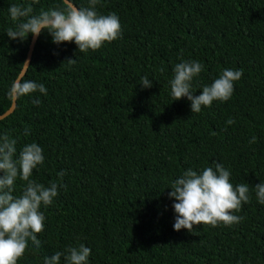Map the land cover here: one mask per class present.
Instances as JSON below:
<instances>
[{
  "label": "trees",
  "instance_id": "1",
  "mask_svg": "<svg viewBox=\"0 0 264 264\" xmlns=\"http://www.w3.org/2000/svg\"><path fill=\"white\" fill-rule=\"evenodd\" d=\"M10 3L32 6L33 14L65 6L0 0V116L13 105L7 92L33 40L6 35ZM98 10L119 16L123 38L83 54L42 33L23 79L45 84L48 95L17 99L0 121V135L16 138L18 153L24 144L42 146L45 166L33 179L64 185L41 209V247L19 264H42L45 255L81 243L92 249L90 264H264V205L254 192L264 181V0H102ZM181 59L204 64L201 84L223 69H242L233 97L200 113L186 98L174 101L169 80ZM144 75L152 88L139 84ZM216 162L231 170L234 185L253 190L235 213L243 220L175 231L171 181Z\"/></svg>",
  "mask_w": 264,
  "mask_h": 264
},
{
  "label": "clouds",
  "instance_id": "2",
  "mask_svg": "<svg viewBox=\"0 0 264 264\" xmlns=\"http://www.w3.org/2000/svg\"><path fill=\"white\" fill-rule=\"evenodd\" d=\"M39 4L40 0H32ZM64 8H49L33 14L32 6L10 3L8 13L12 25L5 30L13 41L25 42L31 35L39 37L42 33L51 36L58 47L75 43L78 52L102 49L106 44L123 38L122 25L115 13L103 14L98 10L102 0H87V6H78L73 0H64ZM75 59L68 60L69 63ZM24 65L28 66L26 61ZM206 68L198 60H184L174 64L169 80L170 95L174 101L186 98L190 102L192 113H200L202 108H211L214 102H227L235 92V82L241 80L242 69H223L211 84L199 82ZM150 89L154 81L147 75L139 83ZM197 88L200 94L196 95ZM34 93L48 95L43 83L18 77L7 92L10 100L28 97ZM34 104L40 100L33 99ZM228 125L235 123L228 119ZM23 135H30L25 128ZM253 136L249 143H256ZM17 139L8 134L0 135V264H19V261L32 249L42 245L38 234L45 230L44 211L54 204L63 184L51 182L48 186L33 179L34 171L45 166L44 150L37 142L24 144L19 153ZM64 172L59 176L63 177ZM231 170L222 163L214 167L196 170L188 168L173 179L168 188L169 199L173 201L175 212L173 229L194 232V226L211 225L233 226L243 217L236 215L244 204L251 200L253 190L247 183L233 184ZM25 182L17 192V182ZM255 197L264 205V181L255 184ZM92 249L81 243L68 246L63 251L45 255L42 264H90Z\"/></svg>",
  "mask_w": 264,
  "mask_h": 264
},
{
  "label": "water",
  "instance_id": "3",
  "mask_svg": "<svg viewBox=\"0 0 264 264\" xmlns=\"http://www.w3.org/2000/svg\"><path fill=\"white\" fill-rule=\"evenodd\" d=\"M38 38L39 37H33V40H32V44H31V47H30V52L28 54V58H27V62H28V66L24 65L23 67V70L20 74L19 77H22L24 78V76L26 75L27 71H28V68L31 64V61H32V56H33V52H34V49H35V46H36V43L38 41ZM16 107H17V100L13 101V105L12 107L10 108L9 111H7L4 115L0 116V121L1 120H4L6 117H8L9 115L13 114L14 111L16 110Z\"/></svg>",
  "mask_w": 264,
  "mask_h": 264
}]
</instances>
